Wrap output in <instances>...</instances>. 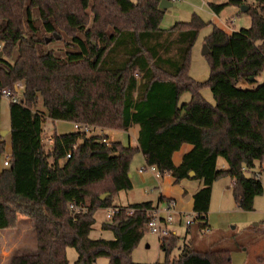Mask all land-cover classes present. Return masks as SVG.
I'll return each mask as SVG.
<instances>
[{
    "label": "trees",
    "instance_id": "1",
    "mask_svg": "<svg viewBox=\"0 0 264 264\" xmlns=\"http://www.w3.org/2000/svg\"><path fill=\"white\" fill-rule=\"evenodd\" d=\"M159 1L0 0V89L21 85L20 100L8 106L10 156L7 166L0 164V229L13 228L22 214L35 241L34 249L12 255L9 264H68L66 247L75 250V264L98 257L109 264H231L226 248L200 251L183 244L170 256L174 234L158 238L162 261H131L129 253L156 209L149 201L121 207L104 222L101 228L112 238L89 237L95 210L130 189L129 162L136 151L144 166L174 181L201 180L192 196L197 229L208 227L210 187L217 178L232 180L240 210H250L262 191L258 178L242 168L264 161V79L250 88L236 84L253 83L264 68V0L246 7L248 27L225 32L211 25L203 40L209 74L202 82L188 76L186 67L204 22L194 16L162 29ZM226 5L240 6L241 0L208 3L215 14ZM53 34L68 38L61 53L45 48L56 40ZM202 85L212 104L200 95ZM183 91L189 99L179 102ZM37 98L43 112L31 108ZM44 117L119 130L136 125V146L72 130L52 134L45 149ZM183 143L191 149L175 166L171 154ZM3 145L0 135V159ZM218 157L225 168L216 167ZM71 201L84 211L69 210ZM127 207H134L131 214Z\"/></svg>",
    "mask_w": 264,
    "mask_h": 264
},
{
    "label": "rangeland",
    "instance_id": "2",
    "mask_svg": "<svg viewBox=\"0 0 264 264\" xmlns=\"http://www.w3.org/2000/svg\"><path fill=\"white\" fill-rule=\"evenodd\" d=\"M227 0H176L171 5L162 9V15L159 21V27L166 29L173 23L181 21H189L196 16L204 25L200 27L196 33L193 43L189 50L186 74L193 80L202 82L207 79L209 74L208 59L202 54L204 50V37L210 32L211 25H216L224 31L238 30L250 25V17L248 13L240 10V6L253 7L254 0H241V5L224 6L217 14L213 13L208 7V3H223ZM57 35V34H56ZM68 40L66 36L61 35V39L52 40L45 48L52 49L61 53L65 49V42ZM264 79V68L254 80L249 83L245 80H239L237 86L240 88H250L260 84ZM13 94L18 95L17 83L12 87L5 86ZM200 95L209 103H213L211 92L206 85L199 88ZM20 95V94H19ZM21 97V96H20ZM189 99V93L183 91L179 95V101L185 102ZM1 104L5 103L4 98L0 99ZM40 105L39 98L35 100L31 108ZM50 119H44L42 124L45 130H42L41 139L44 148L47 143L45 139L53 133ZM56 131L64 132L71 129L69 122H55ZM60 125H64L61 128ZM101 127H93L91 133L103 131L104 135L113 141H119L124 146H132L133 142L127 141V134L119 129H105ZM9 129L8 118L5 116L0 118V130ZM7 132V131H6ZM8 134L2 135L7 139ZM9 142V141H8ZM221 157L217 158L216 167L220 168ZM257 173V178L262 185L260 194L253 198L252 208L250 210H240L231 194V179L228 177L217 178L210 187L211 202L206 212V220L209 226V232L200 234L197 232L195 225L185 228L184 218L181 217L180 222L172 220L174 227L176 245L171 251V255H177L183 244H188L196 250L203 251L209 247L226 248L229 250V261L231 264H264V161L255 162L250 170H246L245 175L250 176ZM122 192L119 196H113L112 202L124 200ZM94 223L89 233L91 238L110 239L109 231H100V221L105 222L103 209H96L94 212ZM192 217V214L190 215ZM34 235L29 220L22 214H17V221L13 228L0 229V264H9V259L14 254H19L34 249ZM65 257L68 264H75L76 252L72 247L65 248ZM129 258L137 263H153L162 261L163 253L157 245V235L149 232H143L138 243L129 253ZM92 264H109L106 257H98Z\"/></svg>",
    "mask_w": 264,
    "mask_h": 264
},
{
    "label": "crops",
    "instance_id": "3",
    "mask_svg": "<svg viewBox=\"0 0 264 264\" xmlns=\"http://www.w3.org/2000/svg\"><path fill=\"white\" fill-rule=\"evenodd\" d=\"M234 7H236V6H234ZM231 31H233V30H231ZM231 31H229V32H231ZM0 99H1V97H0ZM4 100H5L4 104H1V102H0V118H1V116L2 117L5 116L6 118H8V123H9V116H8L9 101L6 99H4ZM39 101H40V99H39ZM178 101H179V99H178ZM32 109H36V110H39L41 112L44 111V109L41 105V102H40V105H36V107L32 108ZM44 119H49V118L44 117ZM61 121H63V120H51V122H52L51 124H52V128H53L52 134H60V133L72 131V123L69 122L71 129L66 130L64 132H57L55 122H61ZM66 122H68V121H66ZM60 126H61V128H64V125H60ZM95 128H97V127H95ZM45 129L46 128H44V126L41 125V133H42V130H45ZM99 129L101 130L102 128H99ZM105 129H108V128H105ZM6 131H4V135L8 134V137H9V129ZM123 131H125L127 134V141H129V143L133 142L132 147H135L136 146L137 126L133 125V126L129 127L128 129L123 130ZM91 134L104 135L103 131L93 132ZM104 136L106 137V141H113L108 137V134H106ZM8 137H7V139H8ZM49 138H50V136L45 139L47 146H49V142H50ZM8 141H9V139L8 140H6L5 138L3 139L4 149H3L2 156L3 155L10 156V141L9 142ZM41 142H42V139H41ZM190 149H191L190 144H187V143L181 144L180 147L171 154L172 164L175 166L178 165L181 161L182 155L184 153H186L187 151H189ZM216 162H217V159H216ZM144 165H145V162H144L143 155L139 151H136L130 159L129 169H128L131 187H130V189L120 190V191L116 192V194H114L113 196H115V195L119 196V194L122 192V194H124L123 195L124 200H122V202L119 200H115V202H112V200H111V204L117 205L120 207H125V206L130 205V204L139 203V202H143V201H149L151 203V205L156 208L157 214L159 216H163L164 215V209L166 207V202L168 200H173L174 201V208H173L174 221L173 222L177 221L179 223L180 220H178V219H181V217H183L185 215H191L192 214V203H193V197L192 196L199 188L202 187L201 180L193 179V178H183V179H180L178 181H174V179L171 176H169L168 174L160 175V178L158 180H156L152 172H150L146 169L140 170V168L145 167ZM220 166H221L220 168L226 167L225 161L223 159H222V161H220ZM231 183H232V180H231ZM113 196H112V198H113ZM210 202H211V194H210L208 206H209ZM98 209H103V208H98ZM93 219H94V217H93ZM103 223L104 222H102V221H100V223H99L100 231H109L111 233V238H112V232L110 230L101 228V225ZM206 223H207V220H206ZM207 226H208V223H207ZM208 228H209V226H208ZM170 229L172 230V234H174L175 231H174V227H172V224L170 225ZM157 245H159L158 237H157ZM158 248H159V246H158Z\"/></svg>",
    "mask_w": 264,
    "mask_h": 264
},
{
    "label": "built area",
    "instance_id": "4",
    "mask_svg": "<svg viewBox=\"0 0 264 264\" xmlns=\"http://www.w3.org/2000/svg\"><path fill=\"white\" fill-rule=\"evenodd\" d=\"M168 1L173 2L176 0H168ZM16 83L18 86V90H17L18 95L13 94L9 89L3 87L0 89V97L8 100L9 102L10 101L11 102H18L20 100V96H21V85L19 82H16ZM92 128H93L92 126H89L86 124L72 123V130L83 132L85 134H91ZM101 141L104 143L108 142V141H106L105 138H102ZM67 157H69V154H65V158H67ZM8 160H9V156H7V155L1 156V159H0L1 166H3V167L7 166ZM143 169H146V170L152 172L156 180H158L160 178L161 174L158 172V170L154 166H145L144 168H140V170H143ZM242 170L245 173L247 169L242 168ZM253 175L257 176V173H253ZM68 208H69V210H71L73 212L84 211V207L81 204H76L72 201L68 203ZM173 208H174V201L168 200L166 202V207L164 209V215L163 216H159L156 212V209L151 210L152 214H151L150 219L146 223V229L149 232L157 235L158 238L172 234V230L170 229V225H171L172 220H173ZM120 209H121V207L117 206V205H111L108 207H104L103 212H104L105 223H110L112 215L117 213ZM133 210H134V207H127V208H125V213L131 214ZM183 218H184L183 222H184L185 228L188 229L192 225L191 217H190V215H185V216H183ZM178 220H180V219H178ZM197 232L200 234H205V233L209 232V229H208V227H204V228L197 229Z\"/></svg>",
    "mask_w": 264,
    "mask_h": 264
},
{
    "label": "water",
    "instance_id": "5",
    "mask_svg": "<svg viewBox=\"0 0 264 264\" xmlns=\"http://www.w3.org/2000/svg\"><path fill=\"white\" fill-rule=\"evenodd\" d=\"M171 5V2L170 1H168V0H160L159 2H158V4H157V8L158 9H160V10H162V9H164V8H166V7H168V6H170ZM240 10L241 11H245L246 10V6H240ZM53 38L54 39H58V35H56V34H53ZM49 41V38L48 37H46L45 38V42H48ZM203 52H204V50H203ZM203 52H202V54H203ZM0 55H1V51H0ZM182 114H183V112L181 113V116H182ZM4 134V131H1L0 130V135H3ZM193 175V172L192 171H189L188 172V176H192ZM104 196L105 195H101L99 198L100 199H103L104 198Z\"/></svg>",
    "mask_w": 264,
    "mask_h": 264
}]
</instances>
